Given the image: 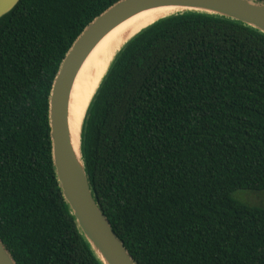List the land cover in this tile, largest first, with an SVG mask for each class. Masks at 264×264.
I'll list each match as a JSON object with an SVG mask.
<instances>
[{"label": "trees", "instance_id": "obj_1", "mask_svg": "<svg viewBox=\"0 0 264 264\" xmlns=\"http://www.w3.org/2000/svg\"><path fill=\"white\" fill-rule=\"evenodd\" d=\"M120 0H19L0 19V240L16 264H100L56 180L48 100L76 38ZM264 2V0H259ZM90 186L136 264H264V34L195 12L113 59L87 109Z\"/></svg>", "mask_w": 264, "mask_h": 264}, {"label": "water", "instance_id": "obj_2", "mask_svg": "<svg viewBox=\"0 0 264 264\" xmlns=\"http://www.w3.org/2000/svg\"><path fill=\"white\" fill-rule=\"evenodd\" d=\"M18 2L19 0H0V19L12 11ZM155 9L177 10L161 19L185 12L202 13L237 21L264 34V2L259 0H120L90 22L73 42L60 64L49 94L51 157L62 197L79 233L100 264L136 263L115 234L90 186L82 143L87 110L77 144L68 121L70 94L80 68L95 45L123 22ZM0 264H16L1 240Z\"/></svg>", "mask_w": 264, "mask_h": 264}, {"label": "bare ground", "instance_id": "obj_3", "mask_svg": "<svg viewBox=\"0 0 264 264\" xmlns=\"http://www.w3.org/2000/svg\"><path fill=\"white\" fill-rule=\"evenodd\" d=\"M176 11L173 9H155L140 13L112 29L95 45L77 74L69 99V128L77 144L87 107L116 53L130 38L148 25Z\"/></svg>", "mask_w": 264, "mask_h": 264}, {"label": "rangeland", "instance_id": "obj_4", "mask_svg": "<svg viewBox=\"0 0 264 264\" xmlns=\"http://www.w3.org/2000/svg\"><path fill=\"white\" fill-rule=\"evenodd\" d=\"M233 197L249 206L264 207V191L238 190Z\"/></svg>", "mask_w": 264, "mask_h": 264}]
</instances>
